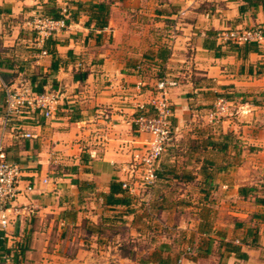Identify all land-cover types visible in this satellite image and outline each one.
<instances>
[{
  "label": "crops",
  "instance_id": "1",
  "mask_svg": "<svg viewBox=\"0 0 264 264\" xmlns=\"http://www.w3.org/2000/svg\"><path fill=\"white\" fill-rule=\"evenodd\" d=\"M63 1L0 0V134L4 84L26 80L62 95L51 118L24 122L37 137L7 129L8 154L21 176L0 250L12 253L13 264H59L44 250L59 224L86 220L83 228L101 241L102 232L91 229L128 221L133 230L141 212L147 222L160 212L150 227L147 264H264V124H244L235 114L218 123L204 119L218 98L244 111L264 110V44L246 51L218 37L223 29L264 26V6L75 0L67 28L47 41L44 55L33 17L59 14ZM102 2L110 13L97 22L89 7ZM163 47L170 51L164 61ZM141 60L180 75L170 92L177 144L161 158L154 183L132 169V154L149 138L133 123L136 104L149 96L136 83L157 79L137 70ZM249 151L258 156L248 160ZM123 195L129 205L120 202Z\"/></svg>",
  "mask_w": 264,
  "mask_h": 264
},
{
  "label": "built area",
  "instance_id": "2",
  "mask_svg": "<svg viewBox=\"0 0 264 264\" xmlns=\"http://www.w3.org/2000/svg\"><path fill=\"white\" fill-rule=\"evenodd\" d=\"M75 0H64L61 4V16L55 17L47 13H36L32 20V28L36 33V45L42 54H48L45 45L53 36L64 31L68 26V19L74 8ZM222 42L237 45L256 42L264 44V26L233 27L223 29L218 33ZM140 70V66L137 67ZM179 85V79L169 75L157 78L153 83L140 79L136 83L139 92H148V99L136 104L133 123L136 128L148 134L143 141V148L136 150L133 156L132 169L143 173L148 183L158 179V167L161 158L167 152L174 139L175 104L170 92ZM4 108L1 117L2 132L0 134V231H6L9 222V208L18 195V182L21 176L19 164L10 159L6 145V130L11 129L15 137L35 138L37 133L24 131L26 120L36 119L38 116L48 119L54 115L61 104L62 95L54 89H35L31 84L21 81L16 86L4 84ZM229 113L228 101L218 98L214 106L212 117ZM122 188L129 191L132 186L128 181L122 183ZM2 238V236H0ZM13 255L6 250H0V261L4 264L12 263Z\"/></svg>",
  "mask_w": 264,
  "mask_h": 264
},
{
  "label": "rangeland",
  "instance_id": "3",
  "mask_svg": "<svg viewBox=\"0 0 264 264\" xmlns=\"http://www.w3.org/2000/svg\"><path fill=\"white\" fill-rule=\"evenodd\" d=\"M34 42L36 45V37ZM36 47L38 46L36 45ZM140 63L141 65H145H143V70L146 77L149 76L147 75L149 72L150 74L152 73V75H154L156 78L166 75L177 77L178 79L180 78L179 74H176L170 70L167 72L166 70L165 72H160L159 70L150 68L148 66V60H141ZM155 72H157V74H155ZM21 81H25L27 84H30V82L26 80ZM48 89L53 88L49 86ZM229 107L230 109L228 114L212 117V113L214 111L212 106L209 113L205 114V121L208 119V123H212V120L218 123L224 118L232 117L235 114L240 118L241 121L244 122V124L257 125L260 127L263 126L264 110L257 111L252 108V110L244 111L245 109H238L236 103ZM251 135H253V132ZM173 136L176 139L175 143L177 144L176 129ZM250 145L251 144H247V149H250ZM168 152L169 149L164 154V156ZM256 152L257 151H249V154H247L248 160L251 157H257L258 155L255 154ZM175 153L176 156L182 154L180 147L175 149ZM142 202L144 201H141L140 203ZM141 213V218L139 217L137 223L139 226L133 227L132 230L131 224H128V221L124 224H112L109 229L105 228L102 230V235L100 238L101 241L95 237L93 238L90 233H88V229L85 230L83 228L85 226L86 220L82 221V224L75 226L65 227L59 224L57 227L51 230V234L49 235L50 240L47 244H44V250L45 252L55 254L59 264H147L146 252L152 248V245L148 240L149 232L153 231V229L150 227H152V225H157L158 223L157 221L153 222V220H155L157 217L159 220L161 218L159 216L160 212L155 213L151 222H147L149 220L145 218V212ZM122 256L132 258V261H124L121 258Z\"/></svg>",
  "mask_w": 264,
  "mask_h": 264
},
{
  "label": "trees",
  "instance_id": "4",
  "mask_svg": "<svg viewBox=\"0 0 264 264\" xmlns=\"http://www.w3.org/2000/svg\"><path fill=\"white\" fill-rule=\"evenodd\" d=\"M260 5L264 6V0H244V4L241 6V11H245V10H248L249 8H251L253 6H260ZM89 9L93 13L98 15V16H96L97 22H99L98 18H100V17H104L105 19H107L108 15L110 13V5L107 4V3H103V2L102 3H94V4L90 5ZM44 13H47V12H44ZM47 14H49V13H47ZM52 14L55 17L61 16L60 11H59V14H55L54 12ZM99 14H100V16H99ZM252 44H257V45L261 46L260 44H258L256 42L245 43V44H241V45L245 48L246 51H248V50H253V49L257 48L256 46H254ZM169 54H170V51L168 50L167 47L161 48L160 51L158 52V56L160 57V59L162 61H164ZM139 66H140L139 72L144 71L143 70V68H144L143 65H139ZM175 140L176 139L174 138L173 141H172V144L168 148L169 150L171 149V147H173V145H175ZM158 178H159V175H158ZM113 186H114V184H112V189H113ZM119 188H121V187H119ZM129 198L130 197H127V196L123 195L122 197H120V202L129 205L130 202H131ZM91 230L94 231V232H96V231L102 232V230H104V228L101 225L97 229H91Z\"/></svg>",
  "mask_w": 264,
  "mask_h": 264
}]
</instances>
